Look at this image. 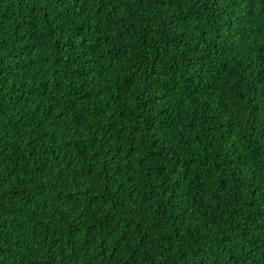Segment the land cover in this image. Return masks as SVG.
Here are the masks:
<instances>
[{
  "label": "trees",
  "instance_id": "1",
  "mask_svg": "<svg viewBox=\"0 0 264 264\" xmlns=\"http://www.w3.org/2000/svg\"><path fill=\"white\" fill-rule=\"evenodd\" d=\"M0 264H264V0H0Z\"/></svg>",
  "mask_w": 264,
  "mask_h": 264
}]
</instances>
